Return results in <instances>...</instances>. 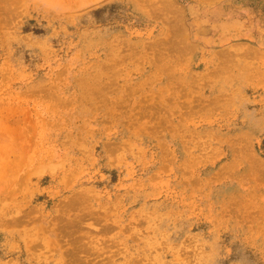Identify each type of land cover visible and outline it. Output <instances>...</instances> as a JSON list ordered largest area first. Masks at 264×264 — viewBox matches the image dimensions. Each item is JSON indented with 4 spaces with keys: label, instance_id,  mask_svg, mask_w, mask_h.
<instances>
[{
    "label": "rangeland",
    "instance_id": "rangeland-1",
    "mask_svg": "<svg viewBox=\"0 0 264 264\" xmlns=\"http://www.w3.org/2000/svg\"><path fill=\"white\" fill-rule=\"evenodd\" d=\"M0 264H264V0H0Z\"/></svg>",
    "mask_w": 264,
    "mask_h": 264
}]
</instances>
